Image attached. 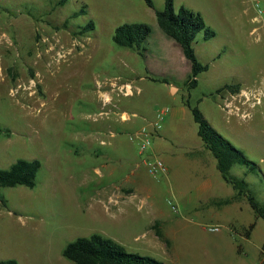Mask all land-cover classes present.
I'll return each mask as SVG.
<instances>
[{
    "label": "rangeland",
    "instance_id": "1",
    "mask_svg": "<svg viewBox=\"0 0 264 264\" xmlns=\"http://www.w3.org/2000/svg\"><path fill=\"white\" fill-rule=\"evenodd\" d=\"M55 2L0 0V128L10 132L0 136V168L20 158L40 162L33 186L0 187V261L74 264L62 255L64 246L97 233L128 252L165 262L190 264L191 250L208 253L199 264H257L254 247L264 239L261 217L251 209L240 215L245 222H255L248 242L244 229L231 230L211 213H190L174 197V192L191 189L202 174L231 189L209 150H205L209 165L205 160L204 170L199 159L184 155L202 143L189 110L181 120L164 116L159 122L163 143L176 152L170 160L172 172L166 175L147 173L138 139L127 137L131 144L124 146L110 144V129L116 127L124 138L123 122L139 116L129 111L153 117L143 118L127 136L153 121L159 108L189 98L218 133L255 163L256 172L234 164L229 173L245 179L264 205V0H173L176 11L183 5L199 12L214 31L208 39L200 31L192 41L196 58L208 69L196 77L191 89L183 84L189 61L156 21L155 12L163 9L164 0H150V5L147 0H68L63 6ZM83 7L85 13L69 18ZM65 19L70 20L67 27ZM89 21L94 28L85 35L72 33ZM134 22L151 28L143 57L112 40L118 25ZM253 79L257 82L243 103L247 106L240 105L242 97L229 89L216 92L224 84H251ZM260 90L262 98L253 103ZM158 127L148 126L149 148ZM134 161L143 169L147 189L158 187L160 193L155 199L145 198L141 208L136 198L112 207L110 190L122 186L119 178ZM110 174L118 179L111 186ZM168 200L177 205V212ZM172 222L180 225L179 233L169 229ZM214 224L219 230L209 231L207 227ZM147 229L161 243L156 253L153 245L151 249L144 245L141 234ZM223 239L227 246L212 247ZM230 241L242 251L237 252V246L232 249Z\"/></svg>",
    "mask_w": 264,
    "mask_h": 264
},
{
    "label": "trees",
    "instance_id": "2",
    "mask_svg": "<svg viewBox=\"0 0 264 264\" xmlns=\"http://www.w3.org/2000/svg\"><path fill=\"white\" fill-rule=\"evenodd\" d=\"M67 1L56 0L55 6H63ZM147 3L150 5V0H147ZM82 13H85L84 7L74 12L69 18L71 19ZM155 17L159 28L166 36L179 44L184 57L189 61L190 72L183 81V84L188 89L194 88L197 83L196 77L208 69V64H202L198 61L192 41L200 31L204 32V39L213 36L214 31L206 26L204 18L199 12L183 5L176 11L173 0H164L163 9L156 11ZM69 22V19H65L63 26L67 27ZM93 28V22L89 21L84 26H78L77 30L72 31V33L74 35H85ZM150 32L151 28L146 23H123L115 28L112 40L115 45L131 49L143 57L146 51L144 42ZM152 79L167 82L165 78ZM225 89H229L231 93H234L239 90V87L238 85L231 86L224 84L222 87L216 89V92ZM183 104L192 114L193 120L197 124V135L201 138L204 147L209 150L215 159V166L221 178L233 188L235 197H246L256 216L264 220V205L260 204L256 200L255 195L249 191L245 179L229 173L230 168L234 164L246 166L248 172H256L255 163L250 161L242 150L235 147L218 133L205 119L197 105L193 104L189 98L185 99ZM9 134L10 132L7 128H0V136H9ZM39 167L40 162L37 159H17L8 168H0V187L15 185L33 186ZM252 227L253 223L247 227L246 234L249 233ZM156 234L162 237L159 231H156ZM261 249L264 252V240ZM62 255L74 264H172L171 262L158 260L151 256L128 252L113 239L97 233L86 237H77L68 242L62 250ZM0 264H18V262L15 259H5L1 260Z\"/></svg>",
    "mask_w": 264,
    "mask_h": 264
},
{
    "label": "crops",
    "instance_id": "3",
    "mask_svg": "<svg viewBox=\"0 0 264 264\" xmlns=\"http://www.w3.org/2000/svg\"><path fill=\"white\" fill-rule=\"evenodd\" d=\"M184 56V55H183ZM188 75V74H187ZM255 82L256 79H253V83L247 84L245 82L238 83L239 90L234 92L235 96L238 98H241L242 92L246 93V90L253 91L252 89L255 87ZM253 84V85H252ZM171 85V84H170ZM249 85H252L253 87H249ZM171 87V86H170ZM247 94H249L247 92ZM241 101H243V98H241ZM120 102V101H119ZM247 102V101H245ZM245 102L240 103V105L247 106V104H243ZM253 104V103H251ZM121 105V103H120ZM121 107L124 109L123 111H126L127 106H122ZM168 108L167 113L164 115L165 118L171 119V120H181L182 118L185 117L188 108L183 104V103H178V105L168 107L164 106L159 108L158 110L162 108ZM243 108V106H242ZM137 110H131L129 111L130 113H136L139 116L137 118H131L127 121L123 122V125L121 128L126 130V133L124 135V138L119 137L118 131L115 128L110 129V132L112 133L111 139H110V144H113L114 146H124L131 144L130 141L127 139V131L129 132L130 130H134L135 128L139 127L142 123L143 118H152L153 116H147V113H142V112H135ZM141 118V119H140ZM140 119V120H139ZM128 122V123H125ZM125 123V124H124ZM98 127V126H97ZM113 131V132H112ZM117 135L113 137L114 135ZM162 136L163 133L161 130H159V127L156 129V132H154L153 136V142L150 147V150L153 153L158 154L162 160L166 163L168 166V174L172 172V168L170 166V160L176 158V152L165 145L162 141ZM205 150L206 148L204 147L203 143H198L196 146H193L186 150L184 155H188L189 158H196L199 159L198 164L200 166V169L204 170L206 169V164L205 160L207 161L209 165V160L205 156ZM206 157V158H205ZM141 165L138 161H134V165L132 168L129 170L128 173L123 175L121 178H119L122 182V186L120 187L119 185H114L113 190H110V205L112 207H117L121 204L123 205H128L132 203V199L136 198L139 201L138 208H141L145 202V198H153L155 199V196L159 194V188L156 187L157 189L153 188L148 190L147 189V183L145 177L143 176V169H140ZM177 177V176H176ZM201 178V179H200ZM199 180L195 183L194 186H192L191 189L186 190L185 192H174V197L179 200L182 205H185L187 209H189L190 213H195V214H200V213H211V215L216 216L217 220L223 222L224 224L229 227L231 230H242L244 229L246 231L247 227L253 223V227L249 231L248 234H246L245 241L249 242L251 231L254 228L255 222H245V219H241L240 215L244 214L245 212H250V209L252 210L251 206L249 205L246 197H235V192L233 188L229 189L228 187H224L222 183L217 181L216 179L213 180L207 175L202 174L200 176ZM179 179V176H178ZM117 180H114L112 175L110 174V186L113 185ZM224 181V180H223ZM225 182V181H224ZM226 183V182H225ZM125 187V188H124ZM154 187V186H153ZM220 188V189H219ZM159 189V190H158ZM120 190V191H119ZM121 190H124V192H121ZM121 192V193H120ZM126 192V193H125ZM156 192V193H155ZM146 193V194H145ZM145 194V195H144ZM146 196V197H145ZM153 196V197H151ZM174 198V200H175ZM147 203H149L148 200H146ZM176 202V200H175ZM156 205L158 206L159 203L155 202ZM150 204V203H149ZM152 206V205H151ZM152 209V208H151ZM223 210V211H221ZM220 211V212H218ZM253 211V210H252ZM221 212L224 213L221 215ZM254 212V211H253ZM231 213L232 215H229ZM234 213V214H233ZM217 225V224H214ZM219 225V224H218ZM180 225H178L176 222H172L171 226L169 229L173 233H179L180 231ZM195 235V232H194ZM141 236L145 238L144 245L145 247L149 248L151 245H153L154 252L157 250V247L159 250H161V243H158V240L155 238L154 235L150 234L148 232V229L143 231ZM182 235H180L181 237ZM200 238L199 242L204 243L205 240L198 235ZM264 240V239H263ZM233 247L237 246V252H241V247L239 244H234V242L230 241ZM263 242V241H262ZM262 242L259 245H255V253L257 256V264H264V252L261 249ZM222 244L215 243L212 245L213 248H218V247H223L225 244L227 246L228 241H221ZM151 249V248H149ZM203 250H205L203 248ZM156 253V252H155ZM203 254L200 255L199 253H194L193 251L189 250L188 255H189V263L190 264H199V261L201 259H204L205 256L208 257V253L206 251L202 252ZM239 255V253H237ZM170 261V260H169ZM172 264H177L175 262H171ZM201 264H206V263H201Z\"/></svg>",
    "mask_w": 264,
    "mask_h": 264
},
{
    "label": "built area",
    "instance_id": "4",
    "mask_svg": "<svg viewBox=\"0 0 264 264\" xmlns=\"http://www.w3.org/2000/svg\"><path fill=\"white\" fill-rule=\"evenodd\" d=\"M124 88L126 90L129 89L128 87H126V85L124 86ZM247 92L250 94L253 91L246 90V93L242 92V94H241V96L243 98L242 102L248 100L249 94H247ZM260 93H261V90L258 91L257 95L254 96L253 103H258L260 101V99L262 98V95L260 96ZM167 111H168L167 107L158 110L155 114L153 121L147 122V125H143L142 127L135 130L134 132L129 133L127 136L130 141L138 139V141H139L138 142V151L141 155V163L145 166L147 173L151 176H157L158 174H161V175L168 174V166L166 165V163L162 160V158L160 156L153 153L149 148V144H150L149 136H151V135L148 131V126L158 127L159 122L162 120V118L167 113ZM122 118H124V117H122ZM168 204L174 212L178 211L177 205L172 200H168ZM207 229L211 232H216L219 230V226L218 225H211V226H208Z\"/></svg>",
    "mask_w": 264,
    "mask_h": 264
},
{
    "label": "bare ground",
    "instance_id": "5",
    "mask_svg": "<svg viewBox=\"0 0 264 264\" xmlns=\"http://www.w3.org/2000/svg\"><path fill=\"white\" fill-rule=\"evenodd\" d=\"M123 119H125V118H123Z\"/></svg>",
    "mask_w": 264,
    "mask_h": 264
}]
</instances>
